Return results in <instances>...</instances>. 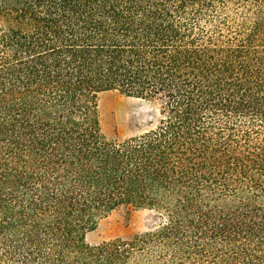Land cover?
<instances>
[{
    "label": "trees",
    "instance_id": "trees-1",
    "mask_svg": "<svg viewBox=\"0 0 264 264\" xmlns=\"http://www.w3.org/2000/svg\"><path fill=\"white\" fill-rule=\"evenodd\" d=\"M106 91L165 117L108 140ZM0 264H264V0H0Z\"/></svg>",
    "mask_w": 264,
    "mask_h": 264
},
{
    "label": "rangeland",
    "instance_id": "rangeland-1",
    "mask_svg": "<svg viewBox=\"0 0 264 264\" xmlns=\"http://www.w3.org/2000/svg\"><path fill=\"white\" fill-rule=\"evenodd\" d=\"M101 127L111 141H122L157 128L165 117L164 102L158 98L127 97L117 91L100 95ZM162 216L149 209L121 207L104 217L87 233L90 245L117 238L130 239L155 229Z\"/></svg>",
    "mask_w": 264,
    "mask_h": 264
}]
</instances>
